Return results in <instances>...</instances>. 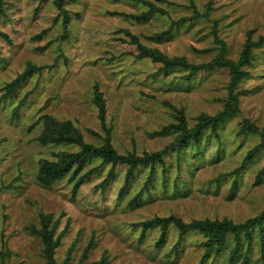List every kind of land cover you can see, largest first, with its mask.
Here are the masks:
<instances>
[{
  "label": "rangeland",
  "instance_id": "1",
  "mask_svg": "<svg viewBox=\"0 0 264 264\" xmlns=\"http://www.w3.org/2000/svg\"><path fill=\"white\" fill-rule=\"evenodd\" d=\"M54 2L0 0V32L10 39L0 35V264H46L36 232L43 215L58 222V264H264L259 227L250 240L243 236L237 254L230 235L221 254L214 247L205 257L206 238L198 231L180 240L171 224L158 246L159 227L136 225L170 216L241 224L264 211V151L247 160L264 140V46L253 48L233 90L238 112L206 129L199 142L170 149L164 163L138 167L122 195L128 165L112 168L100 158L87 161L75 179L68 174L51 186L37 180L41 160L80 150L42 144L45 115L71 120L87 143L101 146L110 136L119 154L143 156L178 141L175 130L155 133L178 123L180 112L190 128L200 116L222 112L231 89L228 69L191 79L185 67L156 75L162 64L140 57L126 32L168 58L196 65L220 54L218 38L226 57L237 61L249 39L264 36V0H66L67 14ZM30 64L40 71L10 92ZM96 90L105 100V123ZM245 121L260 131L243 133ZM110 173L109 186L98 187Z\"/></svg>",
  "mask_w": 264,
  "mask_h": 264
},
{
  "label": "trees",
  "instance_id": "2",
  "mask_svg": "<svg viewBox=\"0 0 264 264\" xmlns=\"http://www.w3.org/2000/svg\"><path fill=\"white\" fill-rule=\"evenodd\" d=\"M58 9L67 14V11L63 8V3L66 0H54ZM151 6L155 9V5L150 3ZM3 12V10H1ZM207 16V15H206ZM135 19H141L147 17L146 15L140 16H131ZM67 22V20H66ZM127 35L131 38V42L137 45V48L140 51V57H149L154 62L162 64V67L159 68L156 75L161 73H166L169 70L175 67H185L190 69V73L186 76L187 79H191L192 76L198 74L201 71H210L213 69H228L231 73V85L229 100L226 103L225 109L217 114L216 116L202 115L199 118V122L192 128H190L182 114L177 116L178 123H173L169 126L164 127L162 130L157 131L155 135H166L170 131L175 130L179 133L178 141L170 146L165 148L162 151L155 153H146L143 156L136 154L122 155L114 148L110 136L105 138V143L101 146H96L85 142L81 132L74 126L71 120L59 121L51 115H45L41 118L43 121L44 127L39 137V140L42 144H70L80 147V150L77 152H58L55 154L56 159H43L40 162V169L38 173L37 180L43 186H51L55 182L63 179L68 174H72L71 178L75 179L87 161L94 158H100L103 164H109L112 168H115L119 165H128L126 184L121 190V195L125 191V188L129 185L131 178L134 176L135 171L140 166H154L156 163H164V155L170 151V149H175L179 147L182 149L191 141L199 142L204 131L208 128H213L216 130L219 124L228 117H233L237 112V104L239 102L238 95L233 93L236 85L243 79L246 72L243 70L245 65H248L253 57V48L264 46V36H261L257 41H252L251 39L245 45L244 50L241 53L240 59L237 61L232 60L226 57L227 46L224 41L217 38V42L221 44L220 54L216 56L211 62L196 65L189 63L185 58L175 57L168 58L163 53L157 49L148 48L142 45L138 38L126 32ZM167 34V33H165ZM1 36H4L8 41L10 40L8 35L0 32ZM162 35L159 34L156 38H161ZM41 68H36L34 65L30 64L27 70L20 75L18 80L14 81L9 86V91L13 92L16 88V85L20 80L25 79L31 75L35 70L40 71ZM95 104L99 109V117L103 123L106 120V105L102 93L99 90H96V97L94 98ZM23 102L21 103V105ZM20 105V106H21ZM19 106V108H20ZM19 108L16 109V115L19 113ZM260 130L257 126L249 121H245L242 132L243 133H258ZM264 151V140L261 144L257 145L247 157V160L251 159L252 156L256 155L259 152ZM94 171V170H91ZM91 171L83 175L78 179L75 184V190L81 186V184L86 180ZM112 178V173H110L107 178H105L98 187L106 189L109 186L110 180ZM43 228L36 229L37 233H40L44 248H43V257L46 260V264H58L55 259V253L59 246L61 245V236H55L57 230L58 222L52 223V215H43L42 216ZM175 225L180 231V240L191 231H198L204 235L206 238L205 247H206V256H209L214 247H216V253L219 255L222 253L227 240L230 235H234L236 242V249L234 253L240 251L243 244V236L247 239H251L252 230L256 227L260 228L261 234L264 237V211L257 217L248 219L244 223L235 224L232 220L224 218L220 219H205V220H195L191 223H186L182 219L175 216L170 217H157L153 220H147L142 223L136 224L137 226H143L146 229H152L159 227L161 229V236L158 241V246H161L166 237L169 225ZM180 245V241L177 246ZM96 264H106L105 259L97 262Z\"/></svg>",
  "mask_w": 264,
  "mask_h": 264
}]
</instances>
